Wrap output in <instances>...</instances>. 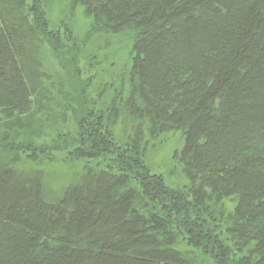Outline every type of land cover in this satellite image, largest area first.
I'll return each mask as SVG.
<instances>
[{"label": "trees", "instance_id": "trees-1", "mask_svg": "<svg viewBox=\"0 0 264 264\" xmlns=\"http://www.w3.org/2000/svg\"><path fill=\"white\" fill-rule=\"evenodd\" d=\"M68 3L90 20L82 36L52 29L44 0H0V225L30 230L4 233L0 264H264V0ZM114 37L132 64L105 78ZM176 133L187 182L173 184L147 156ZM58 160L83 168L53 194ZM114 216L122 238L98 228Z\"/></svg>", "mask_w": 264, "mask_h": 264}, {"label": "rangeland", "instance_id": "rangeland-1", "mask_svg": "<svg viewBox=\"0 0 264 264\" xmlns=\"http://www.w3.org/2000/svg\"><path fill=\"white\" fill-rule=\"evenodd\" d=\"M46 3V15L48 18V21L50 23V27L52 29H59L61 32H64V27L62 26L63 23L66 21V23H70L71 27L74 28L75 32L79 34L80 36L84 35L87 30L90 27V20L88 17L85 16L84 11L82 8H78L76 11L70 10L69 7V0H44ZM150 30H152V33L156 31L155 37H157L158 34H162V32L158 31V29H154L153 26ZM153 39L150 40V44L148 47H146L145 52L150 60L153 59V52L155 50L158 51V53H163L165 51V47L162 46V43L160 41H156ZM112 43L109 47H104L103 50H101L102 54L108 59L106 63L102 67V75L105 78H110L113 73H116L120 68L122 67H129L131 66V53H132V42L130 40L128 41H123V38L121 37H114L110 40ZM102 45H105L104 42H101ZM90 52H94V48L91 46L88 48ZM151 53V55H150ZM108 54V55H106ZM101 55V54H100ZM54 64V63H53ZM149 66V65H148ZM152 75V73L150 74ZM232 79V80H231ZM230 83L231 87L235 85V82H233L235 79L231 78ZM249 90V91H248ZM240 88L235 87V90L232 92H239ZM245 95H243L240 99H238V102L242 105L245 106V104H249L253 102L255 99L253 97V92H251V87H246L244 89ZM247 92V93H246ZM246 102V103H245ZM248 114V117H244V113H242V110L237 114V120H244L245 122H253L254 124L261 123V120L258 119L260 116L258 113L254 116L253 113L245 112ZM198 114V109L194 112L193 115ZM240 122V121H239ZM263 122V121H262ZM223 121H219L217 124H215V128H213V132L215 134H218V129L220 126H222ZM213 127V126H212ZM235 132V130L233 129ZM118 134H121V130L118 131ZM246 136V135H244ZM234 138L231 137V139ZM183 147V138L182 135L179 133L173 134L163 142L162 144L157 143L154 145V147L150 148V152L147 156V164L150 166L151 171L155 174L162 175L166 181L171 182L173 184H176L177 182L181 183H186L187 179L182 175L181 169L176 166L175 160H174V154L176 151L181 150ZM72 163H67V162H62L61 160H58L57 163L54 164H48L44 171L46 172V178H47V184L51 188V192L55 194L56 192H59L62 188L70 184L74 178L77 175H80L82 172L83 165L81 162H76L74 165H71ZM259 218V217H258ZM67 220V216L65 218ZM7 220V221H6ZM21 221V220H20ZM63 222V220H61ZM8 222V219L5 218H0V224H5ZM110 225H114L116 229L117 226H119V231H117L116 236H120L122 238V232H120V226L121 222L118 218L115 216L110 218V220L106 222H101V225L98 227L101 232H104L106 229L108 230L110 228ZM9 228L2 227L0 225V239H1V245H0V250L5 246H8L7 244L9 242L4 240V233L6 232L7 234H10L14 237V240L16 242H19L20 240L22 241L26 239V233H29L30 230L27 229L26 227H21L23 231L17 230L16 228L13 229V226H8ZM24 231L26 233H24ZM17 233H20L21 239L18 238L16 235ZM23 232V233H22ZM154 233L155 230H152ZM16 234V235H15ZM115 234V233H114ZM115 236V235H114ZM120 238V239H121ZM120 239H114L112 242L113 244V249L111 251L121 253L118 250V245L115 243H120ZM122 240V239H121ZM20 241V242H21ZM36 241L33 239L29 240V243L27 244L29 247V250L37 248V245L35 243ZM126 248L128 245L125 243L124 245ZM134 247L136 250L137 249H145L147 247H151L150 243L148 241H141L139 240L136 242L134 245H129V247ZM121 249V248H120ZM182 251L185 252L186 248H182ZM24 255H27L25 252H23ZM22 253H18L16 255L17 258H21ZM26 258V256L23 258V260ZM151 260H157V259H152ZM21 263V262H20ZM18 263V264H20ZM26 263V259H25ZM15 264V263H14ZM138 264V262H136ZM141 264H143L141 262Z\"/></svg>", "mask_w": 264, "mask_h": 264}]
</instances>
